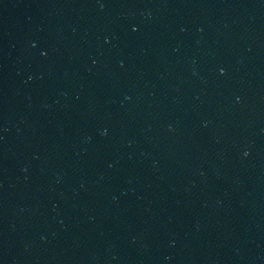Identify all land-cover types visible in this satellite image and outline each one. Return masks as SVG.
I'll return each instance as SVG.
<instances>
[{
	"label": "water",
	"instance_id": "95a60500",
	"mask_svg": "<svg viewBox=\"0 0 264 264\" xmlns=\"http://www.w3.org/2000/svg\"><path fill=\"white\" fill-rule=\"evenodd\" d=\"M0 264H264V0H0Z\"/></svg>",
	"mask_w": 264,
	"mask_h": 264
}]
</instances>
